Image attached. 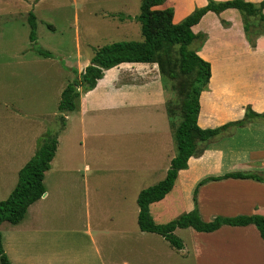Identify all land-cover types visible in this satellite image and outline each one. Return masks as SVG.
I'll return each mask as SVG.
<instances>
[{
	"label": "rangeland",
	"instance_id": "1",
	"mask_svg": "<svg viewBox=\"0 0 264 264\" xmlns=\"http://www.w3.org/2000/svg\"><path fill=\"white\" fill-rule=\"evenodd\" d=\"M176 1L180 2H172ZM139 2L0 0V172L5 170L6 176L12 177L11 188L16 179L15 171L32 157L39 146L40 135H53L61 127L56 109L59 93L67 82L78 77L94 50L113 41L141 39L139 23L134 19ZM164 6L166 4L153 8ZM234 12L240 16L239 11ZM28 13L34 16L36 46L48 52V56L35 52L28 40ZM120 14L130 18L118 19ZM159 77L165 111L145 108L156 105L152 101L158 97V83H154L125 90L127 102L123 106H103L102 113L91 118L93 128L87 131L86 127L88 134L84 140L75 129L76 115L69 113L66 130L57 134L58 147L42 180L47 196L41 204L40 215L50 220L43 218L46 222L41 226L46 229L44 234L55 236L57 245L54 247L57 254L50 258V264H192L188 250L194 240L191 228L173 231L188 250L182 256L175 250L173 254L166 251L165 248L171 246L159 235L137 229L135 197L140 189L155 184L164 174L162 170H123L126 163L133 161L132 154L123 156L116 146L122 134H134L137 147L147 149L155 136L154 129L165 124L170 128L168 120L173 124L179 122L184 92L181 83L190 77L180 74L174 78ZM96 87L94 95L98 100L101 94L114 101L120 99L110 91L101 90V86ZM149 124H153L152 130ZM241 130L243 141L249 145L260 136L257 129ZM168 131L174 152L171 128ZM233 138L228 135L217 142L224 144ZM85 164L88 168H84ZM8 187V190L0 187V200L10 192ZM175 192L173 189L165 196L166 205L176 196ZM189 197L190 210L191 195ZM173 201L169 212L159 209L164 201L150 207L151 217L158 210L161 215L154 218L156 223H165L184 212L181 200ZM29 216L26 215L25 220H29ZM6 226L7 222L0 223V232L4 235ZM39 259L10 263L42 264Z\"/></svg>",
	"mask_w": 264,
	"mask_h": 264
},
{
	"label": "crops",
	"instance_id": "2",
	"mask_svg": "<svg viewBox=\"0 0 264 264\" xmlns=\"http://www.w3.org/2000/svg\"><path fill=\"white\" fill-rule=\"evenodd\" d=\"M172 1L174 0H165L164 3L173 9L171 17L173 23L181 20L194 7L206 3V0H180L174 3ZM247 1L258 2L259 0ZM234 10L225 9L218 14L207 11L196 24L191 26L193 33L205 35L201 42L196 40V45L199 44L196 54L209 64L208 80L198 96L196 124L200 128H212L228 121H235L242 118L245 108L263 116L252 118L242 127L228 128L221 136L207 143L200 153L190 156L186 161V168L178 170L171 188V190L176 189L174 194L176 196L170 195L172 198L166 205L167 200L163 199L170 190L162 199L151 203L149 209L156 203L164 201L159 209L165 208L169 212L170 204L173 205L175 202L173 200L179 198L182 210L187 212L190 208L188 199L192 195L190 193L195 184L208 176L244 172L264 177V23L251 18L249 29L252 37L247 40L242 30L240 16ZM262 12L264 13V7ZM154 83H158L156 90L158 97L152 101L156 105L145 108L165 111V98L161 97L163 90L160 87V77L155 63H120L103 70L102 77L97 80L94 88L80 93L76 99L75 109L62 114L64 125L58 134L66 130L69 113H73L77 117V126L73 125L80 139L84 140L88 134L86 127L87 131L93 128L94 121L91 122V118L100 115L103 106L111 104L123 106L127 102L125 90L146 87ZM97 85L102 87L101 90L110 91L120 99L114 101L105 94H101L103 96L98 100L97 95H94V92L98 90ZM168 122L172 130V122L169 120ZM151 125L149 124L148 128L152 130ZM170 128L165 124L154 129L155 136L151 138L147 149L142 146L137 147L136 137H132L134 134L129 136L122 134L118 137L116 146L119 151L123 156L125 153H131L133 158V161L130 160L122 169L134 170V172L162 170L165 174L169 161L175 153L172 149L170 131H168ZM241 129H257L260 136L254 144L249 145L243 141L244 132ZM228 135H233L234 138L224 144H221V141L217 142V139ZM58 136H56L54 152L58 147ZM75 143L77 141L72 144ZM84 168H88L86 164ZM17 171H15V178ZM5 173V170L0 172V187L8 190V186L11 188L12 177H7ZM44 191L38 199L28 205L18 223H7L5 235L0 232L1 246L9 262L39 257V263L50 264V258L53 259L57 254L54 250L57 246L55 236L44 234L46 229L41 226V223L46 222L45 219L50 220L49 217L40 215L41 204L47 196V191L45 189ZM195 198L198 214L204 221L214 216L227 217L239 214L264 216V182L253 179L228 177L207 181L196 188ZM28 214L29 220H25ZM154 214L155 216L152 217L154 221L155 217L161 216L159 210ZM190 233L191 238H194L192 247L188 249L192 264H264V242L252 224L221 225L211 232H197L192 229ZM165 250L171 254L175 250L179 256L188 252L183 243L181 249L170 247ZM36 253L37 256H35ZM43 258L45 261L41 262Z\"/></svg>",
	"mask_w": 264,
	"mask_h": 264
},
{
	"label": "trees",
	"instance_id": "3",
	"mask_svg": "<svg viewBox=\"0 0 264 264\" xmlns=\"http://www.w3.org/2000/svg\"><path fill=\"white\" fill-rule=\"evenodd\" d=\"M165 0H140L138 13L134 19L139 23L140 40L113 41L97 47L90 56L88 63L79 72L77 78L67 82L59 93L56 109L61 120V127L55 134H42L39 146L17 171L16 182L8 195L0 200V223H18L30 203L38 199L44 192L43 174L49 167L53 157L56 136L63 128V113L71 112L76 107V99L80 93L92 89L97 80L102 77L103 70L115 67L120 63H155L160 76L174 78L176 74L190 77L182 81L184 92L180 101V120L172 122V136L175 153L170 159L164 177L155 184L138 191L135 197L137 205L136 226L139 231L154 233L162 237L171 247L182 248V241L173 230L175 228H191L197 232H211L221 225L243 226L252 224L264 242V216L259 214H239L235 216H214L208 221L200 218L196 206V188L211 180L223 178H249L264 182V177L253 173L228 172L217 176H208L199 180L191 195L192 208L179 214L165 223H156L150 213L149 205L162 199L172 188L177 172L186 168V161L192 155L202 151L207 143L221 136L228 128L244 126L252 118L262 117L261 114L244 109L242 118L228 121L212 128H200L196 124L198 113V96L205 88L209 77V64L196 54V40L201 42L205 35L193 33L191 26L207 12L215 14L225 9L239 11L244 36L250 39V19L255 18L264 23V0L250 2L247 0H206V3L194 7L187 15L176 23L171 21L173 9L166 5ZM130 18L118 15V19ZM28 40L38 54L48 56L49 53L39 49L35 42V23L32 13H28ZM192 43V45H191ZM167 112V109H166ZM0 264H11L3 252L0 235Z\"/></svg>",
	"mask_w": 264,
	"mask_h": 264
}]
</instances>
